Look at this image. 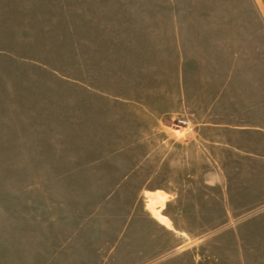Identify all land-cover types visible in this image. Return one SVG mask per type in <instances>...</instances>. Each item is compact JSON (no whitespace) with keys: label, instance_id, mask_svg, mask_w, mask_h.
<instances>
[{"label":"rangeland","instance_id":"374dc122","mask_svg":"<svg viewBox=\"0 0 264 264\" xmlns=\"http://www.w3.org/2000/svg\"><path fill=\"white\" fill-rule=\"evenodd\" d=\"M174 5L200 16L220 11L250 38L264 31V0ZM110 6L97 0H0V264H213L214 242L232 240L235 233L244 237L252 215L264 212V112L261 130L245 131L240 141L249 153L239 158L230 180H221L230 199L213 204L206 188L199 206L187 204L182 211L171 205L167 211L172 197L162 192L153 204L152 193L107 196L97 188L94 171L119 169L104 157L134 153L103 146L118 130L106 128L116 117L93 82L102 68L93 58L101 52L92 14ZM244 50L246 73H262L264 81V45ZM103 67L105 75L115 73L116 63ZM172 130L178 138L188 131ZM36 205L44 206L43 223L21 237L17 214ZM158 210L178 224L158 219ZM74 228L76 235L69 231Z\"/></svg>","mask_w":264,"mask_h":264},{"label":"crops","instance_id":"0c3cea01","mask_svg":"<svg viewBox=\"0 0 264 264\" xmlns=\"http://www.w3.org/2000/svg\"><path fill=\"white\" fill-rule=\"evenodd\" d=\"M97 1L111 6L92 14L98 27L94 45L101 52L93 58L102 68L93 82L100 96L110 100L109 114L116 117L106 128L118 130V137L103 146L134 149L104 157L119 169L94 171L97 188L107 196L162 192L172 197L167 211L171 205L182 211L187 204L199 206L206 188L213 204L230 199L232 193L221 180H230L239 158L249 153L241 147L244 132L262 128L263 75L246 73L244 49L252 44L263 48V29L250 38L252 33L231 25L220 11L200 16L178 10L174 0ZM105 62L116 63L115 73L105 75ZM178 117L192 125L181 127L188 130L182 138L172 130ZM144 148L147 153H140ZM42 210V205L20 209L21 237L34 232L35 222L43 223ZM164 217L178 224L171 214ZM248 222L244 237L235 233L232 240L214 242L213 264H264V212ZM77 230L69 231L76 235Z\"/></svg>","mask_w":264,"mask_h":264},{"label":"built area","instance_id":"2783aa9c","mask_svg":"<svg viewBox=\"0 0 264 264\" xmlns=\"http://www.w3.org/2000/svg\"><path fill=\"white\" fill-rule=\"evenodd\" d=\"M172 121H173V125L176 126L177 128H181L183 126L192 127L191 122L185 118H175Z\"/></svg>","mask_w":264,"mask_h":264},{"label":"bare ground","instance_id":"6f19581e","mask_svg":"<svg viewBox=\"0 0 264 264\" xmlns=\"http://www.w3.org/2000/svg\"><path fill=\"white\" fill-rule=\"evenodd\" d=\"M163 196V194L158 193V194H151V198H152V203L155 204L157 203L158 199ZM151 201V199H150ZM160 210L156 211V217L160 220L166 221V218L159 212Z\"/></svg>","mask_w":264,"mask_h":264}]
</instances>
